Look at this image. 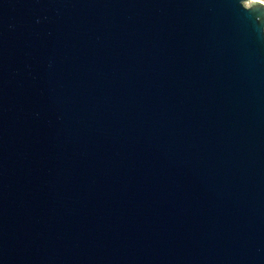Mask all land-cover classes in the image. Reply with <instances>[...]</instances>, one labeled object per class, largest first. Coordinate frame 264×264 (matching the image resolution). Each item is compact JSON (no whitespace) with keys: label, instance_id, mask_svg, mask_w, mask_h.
Masks as SVG:
<instances>
[{"label":"water","instance_id":"obj_1","mask_svg":"<svg viewBox=\"0 0 264 264\" xmlns=\"http://www.w3.org/2000/svg\"><path fill=\"white\" fill-rule=\"evenodd\" d=\"M0 264H264V2L0 0Z\"/></svg>","mask_w":264,"mask_h":264},{"label":"built area","instance_id":"obj_2","mask_svg":"<svg viewBox=\"0 0 264 264\" xmlns=\"http://www.w3.org/2000/svg\"><path fill=\"white\" fill-rule=\"evenodd\" d=\"M261 2H264V0H260Z\"/></svg>","mask_w":264,"mask_h":264}]
</instances>
